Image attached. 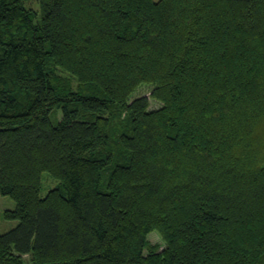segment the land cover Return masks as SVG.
Returning a JSON list of instances; mask_svg holds the SVG:
<instances>
[{
    "label": "trees",
    "instance_id": "16d2710c",
    "mask_svg": "<svg viewBox=\"0 0 264 264\" xmlns=\"http://www.w3.org/2000/svg\"><path fill=\"white\" fill-rule=\"evenodd\" d=\"M36 5L0 0V264H264V0Z\"/></svg>",
    "mask_w": 264,
    "mask_h": 264
},
{
    "label": "rangeland",
    "instance_id": "374dc122",
    "mask_svg": "<svg viewBox=\"0 0 264 264\" xmlns=\"http://www.w3.org/2000/svg\"><path fill=\"white\" fill-rule=\"evenodd\" d=\"M157 1V0H155ZM26 5L32 9H36V0H25ZM151 87L149 85H141L136 92L133 94V98L145 96L149 99V109H156L160 107V104L150 98ZM104 183L107 181L106 178L103 179ZM59 187L58 181L51 178L46 172L41 175V190L40 197H44L47 192L51 189ZM15 207V202L8 196L0 195V234H3L17 225L16 220H6L3 218L2 214L4 210H12ZM147 240L151 245H155L158 249L164 248V243L160 236L153 232L148 235Z\"/></svg>",
    "mask_w": 264,
    "mask_h": 264
}]
</instances>
